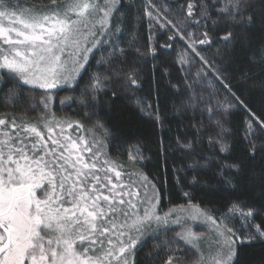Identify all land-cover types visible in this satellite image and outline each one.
I'll use <instances>...</instances> for the list:
<instances>
[{
    "label": "snow or ice",
    "instance_id": "obj_1",
    "mask_svg": "<svg viewBox=\"0 0 264 264\" xmlns=\"http://www.w3.org/2000/svg\"><path fill=\"white\" fill-rule=\"evenodd\" d=\"M259 3L257 9L254 0H212L211 4L189 0L187 16L173 23L166 15L167 9L145 0L150 30L153 24L161 28L170 26L175 30L170 40L176 36L187 38L188 52L178 56L185 79L191 75L195 57L204 67L197 69L193 83H199L210 73L236 102L221 98L210 80L207 96L192 92L190 102L184 105L199 110L201 115L207 112L209 117L220 112L214 121L210 119L208 126L201 122L192 124L195 135L181 147L193 154L207 132L211 155L203 157V164L196 161L189 167L193 171L218 169L213 175L220 177L224 191L239 189L237 177L242 171L240 163L221 159L220 154L226 157L232 151L228 140L231 131L225 127V117L237 104L248 113L244 139L251 145L249 154L254 156L258 150L264 151V106L261 116L248 109L224 83L227 77L221 69L196 48L213 43L232 47L238 38L235 29L240 25L255 23L256 15L264 24V0ZM122 9L121 0H49L46 4L0 0V103L4 107L14 106L21 100L23 89L29 87L30 91L43 90L40 101L46 110L35 122L16 113H0V264H138V252L146 242L166 234L173 224L180 225L181 231L153 244L155 251L145 255L149 264H186L175 256L180 249L172 247L179 241L200 253L191 264H233L238 241L264 242V202L249 206L248 202H236L234 195L225 209H208L194 204L192 194L185 192L186 205H177L161 215L159 190L137 168L145 160L139 148L129 152L125 164L102 160L109 134L99 121L88 128L51 112L52 94L58 89H79V97L66 96L60 104L75 101L78 109L84 110V118L91 119L105 103L102 97L107 92L112 91L115 98L121 89L141 87L139 73L125 71L127 49L120 44L124 34L135 29L126 27L128 18ZM201 28L207 30L201 32ZM221 29H226L225 34L214 41L209 30ZM139 51L137 48L136 52ZM97 52L99 59L95 57ZM93 61L96 71H90ZM254 66L258 74H264V62ZM86 74L88 81L80 88ZM114 85L120 88L113 90ZM136 104L141 106L140 98H136ZM201 104L203 108L199 107ZM141 111L158 124L163 123L159 109L154 111L151 104L147 109L141 106ZM62 125L74 128L77 135H66ZM81 128L89 133L88 138L79 134ZM41 129H46L47 136ZM117 166L124 169L127 183H121L122 173L116 171ZM179 180L177 177V183ZM198 183L193 176L192 185ZM257 216L261 218L260 224L256 223ZM234 220L240 221L239 229ZM196 222L211 227L205 233H197L192 230ZM204 240L209 241L207 255L201 250Z\"/></svg>",
    "mask_w": 264,
    "mask_h": 264
},
{
    "label": "trees",
    "instance_id": "obj_2",
    "mask_svg": "<svg viewBox=\"0 0 264 264\" xmlns=\"http://www.w3.org/2000/svg\"><path fill=\"white\" fill-rule=\"evenodd\" d=\"M31 2L46 4L49 0H31ZM188 2L189 0H153L157 7L167 9L166 15L173 23L187 16ZM193 2L199 4L200 0H193ZM205 2L211 4L212 0H205ZM121 3L124 5L122 11L126 12L128 18L126 27L135 29L126 32L120 44L121 48L127 49L128 60L125 71H137L139 73L137 79L141 87L129 91L121 89L117 91L115 98L112 96V91L107 92L102 97L105 103L98 114L92 116L91 119L84 118V110L78 109L75 101L66 103L64 106L60 104V100L66 96L79 97V89L75 92L58 89L52 94L54 98L49 105L51 112L59 118L70 117L73 122L79 121L88 128H92L99 121L109 134L102 150L106 153L101 157L102 160L110 159L117 165L125 164L128 161L129 152H134L139 148L145 160L137 165V168L159 190L158 211L161 215L177 205H186L188 201L184 197L185 192L192 194L194 204L208 209H225L227 202L234 195L237 197L236 202H248L249 206L264 202V151L258 150L254 156L249 154L251 145L247 144L244 136L245 124L250 117L238 104L225 117V127L231 131L228 140L232 145V151L226 157L223 154L220 155L224 162L241 164L242 171L237 177L239 189L236 192L224 191L220 177L213 175L218 169L214 168L211 171L199 168L195 171L190 169L189 166L194 162L199 161L203 164V157L211 155L208 152L207 132L204 133L203 143L195 148L193 154L182 149L181 144L195 135L191 125L201 122L208 126L210 119L214 121L220 116L219 111L215 116L209 117L207 112L201 115L199 110L193 111L192 108L185 107L184 105L190 102L192 92L203 93L207 96L209 81L212 80L221 98L227 97L233 104L236 102L232 101L228 92L213 80L210 73L207 78H201L199 83H193L197 69L204 67L195 57L192 60L191 75L187 80L185 79L186 72L180 70L178 56L181 52H188L187 38L180 39L176 36L175 39L170 40L169 37L175 35V30L170 26L161 28L153 24L150 30L149 20L144 12L145 0H121ZM219 6L217 4V7ZM253 6L259 9V0H254ZM247 15L250 13H245V16ZM254 20L255 23L251 25L242 24L235 29L238 38L232 47L226 48L224 44L213 43L211 46H203V49L198 46L196 51L201 52L206 59L214 61V66L219 67L222 75L227 77L224 83L229 85L231 91L247 105L248 109H251L257 116H261L262 106H264V74L257 73L254 63L259 65L264 62L262 61L264 24L260 23L259 15H256ZM205 30L207 29H200L201 32ZM189 31H195V29L189 28ZM225 31L226 29L209 30V34L215 41L224 35ZM164 45H171V47H163ZM137 48L140 49L139 53L136 52ZM152 49H155L154 54ZM99 56V52L95 53L96 59H99ZM96 70L93 61L90 71ZM204 70L208 72L207 68ZM104 74L110 75V73ZM248 76L252 78L248 79ZM87 81L88 74L81 81L80 88H83ZM189 84L191 88L188 87ZM119 88L120 85L113 86V90ZM42 95H44L43 90L30 91L29 87H25L21 100L14 106L4 107L0 103V113H16L27 117L30 122H35L41 115L46 114L40 101ZM136 98L141 99V106L145 109L149 104L152 105L154 111L158 108L163 123L158 124L153 118L144 115L141 106L136 104ZM199 107L203 108L204 105L201 104ZM261 119H264V116H261ZM62 127L66 135L73 137L77 135L74 128L69 129L67 125H62ZM41 131L47 136L46 129H41ZM56 133H59V129H56ZM79 134L84 135L85 138L89 137V133L84 128L80 129ZM256 143L259 144L260 141L256 140ZM116 171L122 173L121 183H127L128 178L124 176V169L117 166ZM111 175L115 183V173ZM193 176L199 182L195 186L192 185ZM177 177H180L179 183H177ZM213 214L218 215V213ZM233 223L236 228L241 227L239 220H234ZM256 223H261L259 216L256 217ZM175 232L170 228L158 239L148 240L138 252V264H149L145 255L155 251L153 244L163 241L166 237L175 236ZM243 235L241 231V240H243ZM172 247L180 249L175 256L185 261V246L177 242ZM233 264H264V242L241 243L238 241Z\"/></svg>",
    "mask_w": 264,
    "mask_h": 264
},
{
    "label": "rangeland",
    "instance_id": "obj_3",
    "mask_svg": "<svg viewBox=\"0 0 264 264\" xmlns=\"http://www.w3.org/2000/svg\"><path fill=\"white\" fill-rule=\"evenodd\" d=\"M210 227H211L210 225L200 224L199 222L192 224V230L197 233H205ZM170 228L173 231H176L175 234L181 231L180 225L173 224L170 226ZM179 242H181L185 246L186 264H191L192 261L199 259L200 256L199 252H197L190 245H186L185 242L183 241H179ZM208 245H209V241L207 240L201 241V250L205 252V255H207L208 252Z\"/></svg>",
    "mask_w": 264,
    "mask_h": 264
}]
</instances>
